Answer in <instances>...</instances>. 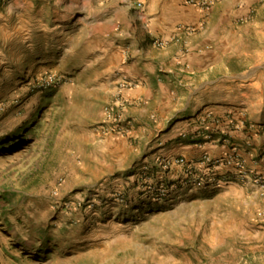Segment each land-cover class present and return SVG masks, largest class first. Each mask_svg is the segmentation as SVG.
I'll use <instances>...</instances> for the list:
<instances>
[{"label": "rangeland", "instance_id": "374dc122", "mask_svg": "<svg viewBox=\"0 0 264 264\" xmlns=\"http://www.w3.org/2000/svg\"><path fill=\"white\" fill-rule=\"evenodd\" d=\"M9 1L0 0V8ZM104 2H95L94 10L106 11L110 41L129 61L130 51L147 48L148 28L121 0ZM87 4H77L84 22ZM232 26V45L223 52L237 61L229 68L252 67L264 83V0ZM152 42L161 47L168 40ZM88 52L30 49L0 31V264H264V189L253 181L264 174V145L262 153L254 143L244 146L245 153L257 149L252 166L241 147L221 134L226 153L244 161L245 177L222 165L214 182L199 185L179 165L165 171L159 162L167 158L222 156L204 149L198 157L164 153L151 159V145L162 146L170 124L186 119L177 137L202 147L221 118L207 111L194 127L197 115L180 109L188 89L168 81L133 121L126 91L144 82L121 73L114 87L97 88L103 80L92 79L90 67L81 70ZM42 53L47 56L40 58ZM53 75L59 80L49 84ZM201 82L192 77L189 89ZM209 91L202 89L193 101H207ZM87 127L122 134L125 142L84 139ZM143 171L157 184L168 179L170 192L158 197L147 190Z\"/></svg>", "mask_w": 264, "mask_h": 264}, {"label": "crops", "instance_id": "0c3cea01", "mask_svg": "<svg viewBox=\"0 0 264 264\" xmlns=\"http://www.w3.org/2000/svg\"><path fill=\"white\" fill-rule=\"evenodd\" d=\"M78 1L81 0L9 1L0 8V31L30 49L63 47L68 51L77 48L89 50L85 53V67L81 70L90 67L94 73L92 79L103 80V83H98L99 89L109 90L114 87L115 81L122 79L121 73L144 82L126 91V96L133 104L128 114L133 121L140 117L142 111L148 110L147 105L155 92H165V84H168V81L188 89L186 106L180 109L183 111L189 107L192 109L189 116L197 115L192 119L194 127L200 126L198 122L203 124L200 119L207 111H212L221 118V124L210 128L213 135H209L212 139L208 137L202 147L177 137L178 132L186 126L187 120H176L164 130L162 141L159 143L162 146L155 148L156 144L151 145L147 153L151 155V159L164 153H184L189 157H198L204 149L214 155H223L227 149L219 143L222 134L232 138L233 144L241 147L248 163L255 166L251 159L256 156L257 149L256 153L254 149H249L248 153L243 149L245 145L247 147L249 143H254L262 153L263 79L252 67L240 71L230 69L229 66L237 60L226 56L223 51L232 45L227 39L230 33L236 32L232 24L246 15L256 0H220L209 8L198 7L186 0H141L145 4L147 14L146 23L140 22L148 28L145 35L147 48L130 51L129 61L121 48L110 41L109 16L106 11L94 10L95 2L105 1L107 4V0H86L90 1L91 5L85 6V22L81 20L83 10L80 9L83 8L77 5ZM213 15L216 17V23L211 27ZM204 24L206 26L201 27ZM198 27H201L200 30ZM153 38L168 40V43L157 47L152 42ZM40 55V58L47 56L45 53ZM192 77L202 79L194 90L189 89ZM205 88L210 89L204 97L209 99L193 101L194 96ZM255 94H260L259 100H255ZM87 128L80 134L84 139L93 137V141H109L116 146L125 142L122 134L101 133L95 127ZM165 142L168 143L164 144ZM263 158L261 160H264Z\"/></svg>", "mask_w": 264, "mask_h": 264}, {"label": "built area", "instance_id": "2783aa9c", "mask_svg": "<svg viewBox=\"0 0 264 264\" xmlns=\"http://www.w3.org/2000/svg\"><path fill=\"white\" fill-rule=\"evenodd\" d=\"M219 0H189V3L194 4L201 8H208L215 2ZM121 2L130 8L134 9L137 17L141 22L146 23L147 14L145 9V4L141 0H121ZM145 25V24H144ZM59 78L55 75L49 77V84L56 83ZM120 104H123V102ZM179 165L180 167L185 169L186 176L192 178L197 184H208L209 182H214L216 180L215 175L217 169L222 165H232L235 169H239L242 176H248L245 171H241L244 167V161L236 158L234 152L226 153L222 156L212 157L209 154H205L202 158L197 161H187L185 157H176L174 159H164L159 162L161 168L165 171L172 165ZM200 165L205 166V171H201L202 167ZM151 175L147 172H144L140 175L141 182L154 195L156 194L158 197H165L168 192H170L168 184V179H164L159 181V184L154 183L150 180ZM258 187L264 189V174H259L255 176L253 180ZM174 183L170 182V186L174 187Z\"/></svg>", "mask_w": 264, "mask_h": 264}]
</instances>
